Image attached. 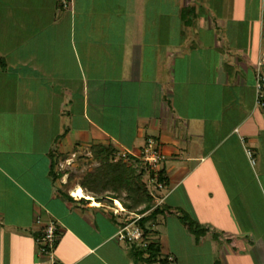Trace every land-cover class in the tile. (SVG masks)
Returning <instances> with one entry per match:
<instances>
[{
    "label": "crops",
    "instance_id": "0c3cea01",
    "mask_svg": "<svg viewBox=\"0 0 264 264\" xmlns=\"http://www.w3.org/2000/svg\"><path fill=\"white\" fill-rule=\"evenodd\" d=\"M263 51L264 0H0V264H162L132 257L109 206L50 174V152L99 143L137 158L147 136L165 154L147 232L160 255L264 264ZM49 220L50 258L36 243Z\"/></svg>",
    "mask_w": 264,
    "mask_h": 264
},
{
    "label": "trees",
    "instance_id": "16d2710c",
    "mask_svg": "<svg viewBox=\"0 0 264 264\" xmlns=\"http://www.w3.org/2000/svg\"><path fill=\"white\" fill-rule=\"evenodd\" d=\"M178 15L184 25H190L197 13L193 6L187 5L179 8ZM4 65V59L0 56V68H3ZM88 150L91 159L95 160L97 164L90 170L82 173L77 178V184L89 191L98 200L101 197H105L109 201L118 199L127 210L137 211L139 213L149 210L138 220V224L147 233L149 231V225L147 226L146 223L154 220L155 215L160 212V208L158 204L153 206V197L143 180V175L146 172L143 166L144 164L139 158L133 157L130 154H127L125 159L119 158L113 161L112 157L117 152L109 144H91ZM53 155L50 152V158L52 159L50 174L55 178L60 176V174L53 170V165L56 162ZM149 172L150 174L152 173L151 171ZM157 179L163 186L167 182L162 167L157 170ZM179 219L194 236L198 237L203 231L199 224L187 213L181 212ZM128 253L134 258H143L146 262L166 264L165 255H160L159 245L153 240L148 241L147 246L144 248L129 244Z\"/></svg>",
    "mask_w": 264,
    "mask_h": 264
},
{
    "label": "built area",
    "instance_id": "2783aa9c",
    "mask_svg": "<svg viewBox=\"0 0 264 264\" xmlns=\"http://www.w3.org/2000/svg\"><path fill=\"white\" fill-rule=\"evenodd\" d=\"M57 5L59 8H68L70 6V0H57ZM264 63V51L261 53L257 65L260 66ZM255 103L259 106L264 105V83L263 76L259 70L255 73ZM244 155L250 164L255 163V156L252 149L248 146L243 147ZM128 153L125 151L117 152L112 160L115 161L119 158L125 159ZM137 158L147 168L148 180L152 184L154 190L160 191L163 185L157 179V170L161 167L163 160L165 159V154L163 153L159 142L153 136H147L143 144L139 149ZM151 171L152 175L150 174ZM152 195V193L150 192ZM113 205L109 206V211L111 214L119 217L120 224L118 225L116 231V238L126 244H133L137 247L144 248L148 244L147 233L143 231V228L138 224V220L146 214L149 210L144 212L129 211L121 203L115 204L114 199H112ZM161 199L159 197H154L153 206L159 204ZM36 223L40 222V219L35 220ZM56 225L55 222L49 220L45 222L40 228L38 235L36 237V243L38 246V253L40 255H45L47 257L52 256V251L56 242ZM166 264H175L174 257L170 254L165 255Z\"/></svg>",
    "mask_w": 264,
    "mask_h": 264
},
{
    "label": "rangeland",
    "instance_id": "374dc122",
    "mask_svg": "<svg viewBox=\"0 0 264 264\" xmlns=\"http://www.w3.org/2000/svg\"><path fill=\"white\" fill-rule=\"evenodd\" d=\"M90 156H91L90 152L87 148L75 149L73 152L67 151L62 155H55L56 172H59L60 175L66 172L68 174L66 183L63 184L64 189H68L70 187H73L75 184H77L76 182L77 178L82 173L92 168L97 163L95 160L91 159ZM82 163L83 165H85L84 167L81 165ZM143 166L146 169V172L143 175V180L145 181L149 192L152 193L153 203H154V197H157L158 191L152 188V184L148 180L147 168L145 165ZM100 200L103 203H106L108 206L113 205V201L112 200L109 201L105 197H101ZM261 213H262L261 216L264 217V209L262 208H261ZM146 225L148 226V223H146Z\"/></svg>",
    "mask_w": 264,
    "mask_h": 264
},
{
    "label": "bare ground",
    "instance_id": "6f19581e",
    "mask_svg": "<svg viewBox=\"0 0 264 264\" xmlns=\"http://www.w3.org/2000/svg\"><path fill=\"white\" fill-rule=\"evenodd\" d=\"M71 194L74 195V196H79V197H82L84 195L83 192H82V190H81V188H79V187L73 188L71 190ZM88 198H92V197H88ZM92 203L95 204L96 201L92 199ZM114 203L115 204H118L119 201L117 199H114Z\"/></svg>",
    "mask_w": 264,
    "mask_h": 264
}]
</instances>
